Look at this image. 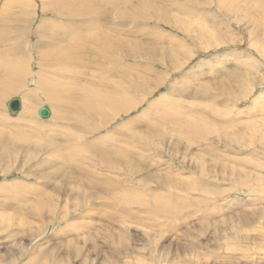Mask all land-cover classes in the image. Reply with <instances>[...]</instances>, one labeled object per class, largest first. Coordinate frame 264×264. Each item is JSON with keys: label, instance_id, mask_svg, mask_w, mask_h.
Listing matches in <instances>:
<instances>
[{"label": "rangeland", "instance_id": "374dc122", "mask_svg": "<svg viewBox=\"0 0 264 264\" xmlns=\"http://www.w3.org/2000/svg\"><path fill=\"white\" fill-rule=\"evenodd\" d=\"M0 11V60L25 64L0 100V264H264V0H0ZM72 32L74 69L40 72ZM136 77L120 92L129 112L97 102L83 127L41 99L43 81L74 114L81 87L108 96ZM27 94L31 115L9 117L5 103L25 108Z\"/></svg>", "mask_w": 264, "mask_h": 264}, {"label": "bare ground", "instance_id": "6f19581e", "mask_svg": "<svg viewBox=\"0 0 264 264\" xmlns=\"http://www.w3.org/2000/svg\"><path fill=\"white\" fill-rule=\"evenodd\" d=\"M83 13H90V14L95 13V14H97V16L100 15V12H98V11L94 12V10H89L88 12L84 11ZM60 14L62 17H66V14L64 12H60ZM7 16H10V15H7L6 11H0V19H3ZM145 20L146 21L152 20L155 22L158 21V19L156 17H151V18L147 17V18H145ZM46 21L47 20L42 21L41 24H39L37 27L42 26ZM9 25H11V23H9L8 26ZM35 32L37 34V38L40 41L44 40V41L48 42L49 45L61 43L60 40H55L57 34L60 33V30H52L47 35H41L37 29L35 30ZM72 33L75 35V37L70 38V39L68 37H66L65 38L66 42L63 46L64 50L62 51L60 49V46L58 48H56L55 50H53V52L50 53V55H49V58H50L49 60L51 61V64H49V65L43 64L44 68L43 69L40 68V72H42L43 70L48 68V69H52L54 71V74H58V76H60V77H66V76H63L61 73H67V72L69 73V71L74 69V67L77 65L76 52L78 50L80 36L77 33H74V32H72ZM203 34L205 36H208L210 38V40H213L211 38L210 34L199 33L200 36H202ZM227 43H230V42H227ZM44 44H46V43H44ZM101 44L103 46L106 43L105 42L103 43V41H102ZM21 48L23 51L25 49H28V47L26 45H23V44L21 45ZM136 48H137V45H135V44L132 45L133 53L136 51ZM129 53L130 52H127V51L123 52V56H121V58L122 59L123 58H130L133 55V53L132 54L131 53L129 54ZM46 57H47V55H46ZM1 58L2 57L0 56V59ZM190 59L191 58L188 59V62ZM70 61H72L73 68H71ZM21 65H25L23 63V61H19L17 63H14L13 61L8 60V59L4 60L2 62L0 60V100L5 98V97L10 96L11 94L15 93L18 89L21 88L20 86H21V83H23L24 79L20 74H18L16 71L13 70V68L14 69L19 68ZM193 71H196V70H193ZM164 78H165L164 76H161L159 78V81H163ZM133 80H134V82H133ZM140 81H141V79H138L137 77L135 79L132 78V79H130V84L128 85V87L126 89H125V87H115L109 91L111 93V95L108 94V96H105L102 91H90L86 87H81V89H80L81 95L79 96V98L77 100L78 102L80 101L79 102L80 105L75 106V108H74L75 113L74 114L69 113V111L65 110V108H61L59 105H57L58 103L57 104L55 103L56 99H58V100L61 99L60 93L58 91H56L51 86L46 87L44 85L43 81H41L39 84L42 85V86L40 85V89L44 93V96H42L43 98L41 97V99H43L44 101L54 105V107H57V112L55 115V118L57 121L65 120V118H67L68 114H69L70 115V122L72 123V125L83 127L84 124H86V123L94 122L96 119V116L99 115V109H97L94 105L97 102H99L101 108H103V109L115 110L116 115L129 112L130 108L133 105H132V103L130 104L127 99H123L120 96L121 95L120 92L127 91L128 89L133 91V92H136L138 90V88L140 87ZM164 81L166 82L167 79H165ZM164 81L159 85L157 90H159L160 87L164 85L163 84ZM34 85H36V83ZM115 86H117V85H115ZM154 92H156V91H154ZM154 92H152V94ZM161 98H163V94L161 95ZM24 100H25V108L22 106V109H21V106H20L19 113L15 117H11L8 113L9 117L16 119L18 117H23L24 115H27V116L31 115V111L33 110L32 108L34 106V97H32L31 94H27L24 97ZM77 101L74 103V105H76L78 103ZM6 103H5V106H6ZM170 103L171 102L166 101V103H165L166 108H168ZM20 105H21V102H20ZM48 110L50 111V117L46 120L41 119L42 121H50L53 118L51 110L50 109H48ZM58 113L60 115L57 116ZM113 119H114V117H109V120H113ZM97 125H99V123L93 124V125L89 124V127L87 129L80 128V131L85 135L93 134V132H95V128ZM24 136H25V133H24ZM27 137L28 136L26 135L25 138H27ZM0 149H3L4 151H6V147L5 146L3 147L2 143H0ZM4 153H6V152H4ZM52 211H53V209L51 210V212ZM1 258L2 257L0 256V262L2 261ZM15 261H17V257H15Z\"/></svg>", "mask_w": 264, "mask_h": 264}, {"label": "water", "instance_id": "95a60500", "mask_svg": "<svg viewBox=\"0 0 264 264\" xmlns=\"http://www.w3.org/2000/svg\"><path fill=\"white\" fill-rule=\"evenodd\" d=\"M20 102L21 99L19 97H13L6 103L7 111L11 117H15L19 113L21 106ZM37 116L42 120H46L50 117V111L45 106L41 107L37 111Z\"/></svg>", "mask_w": 264, "mask_h": 264}]
</instances>
